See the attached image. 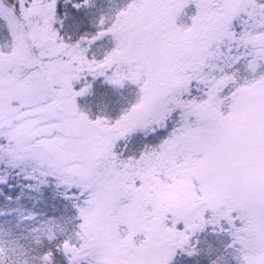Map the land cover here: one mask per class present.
<instances>
[{
  "label": "snow or ice",
  "instance_id": "snow-or-ice-1",
  "mask_svg": "<svg viewBox=\"0 0 264 264\" xmlns=\"http://www.w3.org/2000/svg\"><path fill=\"white\" fill-rule=\"evenodd\" d=\"M0 264H264V0H0Z\"/></svg>",
  "mask_w": 264,
  "mask_h": 264
}]
</instances>
